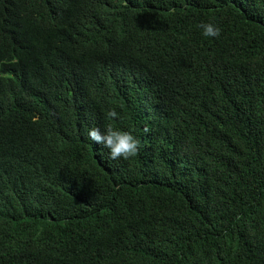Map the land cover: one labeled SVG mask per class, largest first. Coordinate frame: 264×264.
Listing matches in <instances>:
<instances>
[{
  "label": "trees",
  "instance_id": "16d2710c",
  "mask_svg": "<svg viewBox=\"0 0 264 264\" xmlns=\"http://www.w3.org/2000/svg\"><path fill=\"white\" fill-rule=\"evenodd\" d=\"M0 264H264V0H0Z\"/></svg>",
  "mask_w": 264,
  "mask_h": 264
},
{
  "label": "clouds",
  "instance_id": "9594fccd",
  "mask_svg": "<svg viewBox=\"0 0 264 264\" xmlns=\"http://www.w3.org/2000/svg\"><path fill=\"white\" fill-rule=\"evenodd\" d=\"M200 27L206 37H219L221 28L213 23H202ZM109 118H115L118 113L115 109L107 112ZM145 132L149 129L145 127ZM88 139L96 144L102 145L110 150V158L129 159L135 157L139 152L140 141L130 131L113 130L108 126L102 133L99 127H94L88 132Z\"/></svg>",
  "mask_w": 264,
  "mask_h": 264
}]
</instances>
